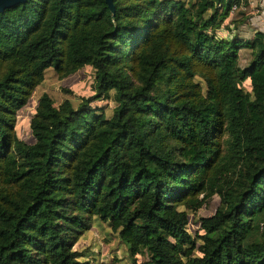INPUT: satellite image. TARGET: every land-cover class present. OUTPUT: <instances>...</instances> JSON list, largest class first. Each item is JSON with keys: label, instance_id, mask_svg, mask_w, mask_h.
<instances>
[{"label": "trees", "instance_id": "16d2710c", "mask_svg": "<svg viewBox=\"0 0 264 264\" xmlns=\"http://www.w3.org/2000/svg\"><path fill=\"white\" fill-rule=\"evenodd\" d=\"M112 4L0 9V264H92L73 244L96 222L129 264H264V32L238 35L231 15L248 0ZM83 65L92 93L41 92L33 140L19 138L15 111L44 70ZM108 95L105 115L90 103Z\"/></svg>", "mask_w": 264, "mask_h": 264}, {"label": "rangeland", "instance_id": "374dc122", "mask_svg": "<svg viewBox=\"0 0 264 264\" xmlns=\"http://www.w3.org/2000/svg\"><path fill=\"white\" fill-rule=\"evenodd\" d=\"M259 4L260 0H248L246 6H239L232 9L231 15L237 24L238 35L242 37L252 35V32L244 27V24L245 26H253L256 24L254 23L256 22L254 16L263 10ZM253 20L254 22H252ZM242 21L244 24H240ZM258 26H260L259 23ZM249 57V49H239L238 62L240 65H244ZM92 77L93 69L89 65H83L62 78H58L51 67L45 69L41 82L34 86L26 102L15 111L14 130L16 135L26 142L33 140L28 126V120L34 112L37 97L41 92H47L53 99L54 104L59 103L63 98H68L72 101L73 105H76L82 97H86L92 93ZM243 86L247 88V80L243 81ZM90 104L95 105V108L103 111L105 115H109L115 102L108 95L93 99ZM217 203L218 197L216 194H213L205 205L196 209L195 212H190L188 214V229L191 232L197 229L195 218L200 215L211 214ZM73 247L85 249L90 252L89 256L93 261L92 264H129L124 258L123 245L116 235L107 228L104 222H96L90 229L84 231L73 244Z\"/></svg>", "mask_w": 264, "mask_h": 264}, {"label": "crops", "instance_id": "0c3cea01", "mask_svg": "<svg viewBox=\"0 0 264 264\" xmlns=\"http://www.w3.org/2000/svg\"><path fill=\"white\" fill-rule=\"evenodd\" d=\"M250 1V0H249ZM259 5H261V7H262V11H260L259 12V14H257L256 16H254V20L256 21V22H254V20L252 21V22H254V23H256V24H254L253 26H248V25H246L245 26V24H244V27L249 31H251L252 33L255 31V30H261V31H263L264 32V0H260V4ZM256 17V18H255ZM252 18V17H251ZM258 23H259V25L260 26H258Z\"/></svg>", "mask_w": 264, "mask_h": 264}, {"label": "water", "instance_id": "95a60500", "mask_svg": "<svg viewBox=\"0 0 264 264\" xmlns=\"http://www.w3.org/2000/svg\"><path fill=\"white\" fill-rule=\"evenodd\" d=\"M21 1L23 0H0V9H2L5 6L11 5L16 2H21ZM105 2L110 8L111 12H113L114 8H113L112 0H105Z\"/></svg>", "mask_w": 264, "mask_h": 264}, {"label": "built area", "instance_id": "2783aa9c", "mask_svg": "<svg viewBox=\"0 0 264 264\" xmlns=\"http://www.w3.org/2000/svg\"><path fill=\"white\" fill-rule=\"evenodd\" d=\"M233 8H235V6H232V7H231V11H232Z\"/></svg>", "mask_w": 264, "mask_h": 264}]
</instances>
